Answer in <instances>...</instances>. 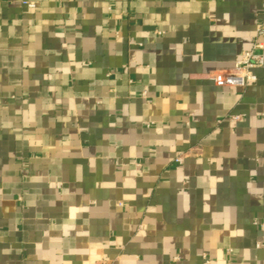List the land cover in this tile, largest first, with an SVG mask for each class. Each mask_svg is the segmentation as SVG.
Segmentation results:
<instances>
[{"label": "crops", "instance_id": "crops-1", "mask_svg": "<svg viewBox=\"0 0 264 264\" xmlns=\"http://www.w3.org/2000/svg\"><path fill=\"white\" fill-rule=\"evenodd\" d=\"M22 1L0 0V264H264V66L213 81L264 0Z\"/></svg>", "mask_w": 264, "mask_h": 264}, {"label": "built area", "instance_id": "built-area-1", "mask_svg": "<svg viewBox=\"0 0 264 264\" xmlns=\"http://www.w3.org/2000/svg\"><path fill=\"white\" fill-rule=\"evenodd\" d=\"M29 8H34L35 3L23 0ZM256 38L253 40L252 46L248 50H244L240 57L235 61L234 65L228 72H217L213 76V81L217 86H246L249 82L256 79L253 70L257 67L264 66V43L258 37H264V27H258L256 30ZM264 118V111L261 112ZM230 121H238L239 115L228 116ZM176 162L182 161V156L175 158Z\"/></svg>", "mask_w": 264, "mask_h": 264}]
</instances>
